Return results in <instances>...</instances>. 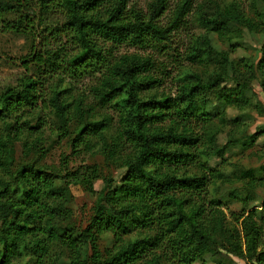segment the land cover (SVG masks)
Segmentation results:
<instances>
[{"label":"trees","instance_id":"trees-1","mask_svg":"<svg viewBox=\"0 0 264 264\" xmlns=\"http://www.w3.org/2000/svg\"><path fill=\"white\" fill-rule=\"evenodd\" d=\"M128 2L0 0V29L37 41L35 74L0 90V124L7 132L0 136V264H176L175 258L236 264L222 245L241 246L236 255L244 264H264V198L258 202L255 194L264 188V164L248 169V177L239 166L226 172L209 164L213 157L227 163L232 147L248 151L264 136L257 128L241 142L217 146L227 124L236 127L240 120H228L209 104L213 95L224 107L264 115L247 84L257 79L264 93V0H179L166 25L157 22L167 0H152L145 16L132 11V17ZM56 9L58 21L47 17ZM193 11L202 33L188 37L182 57L188 64L177 70L174 96L156 92L162 80L150 56H114L100 44L167 53L172 33ZM49 33L54 42L40 47ZM247 35L260 41L255 58L232 59L247 47ZM220 40L228 51L218 49ZM85 78L93 82L88 91L95 106L111 108L114 118L91 115L95 108L71 93L70 85ZM25 130L35 138L28 142ZM44 130L70 141L74 151L100 154L125 174L115 183L97 166L57 175L35 161L16 163L17 141L28 156H46ZM195 166L199 170L191 172ZM97 180L103 188L78 227L70 186ZM236 190L243 193L238 197ZM233 202L241 207L227 215L224 207Z\"/></svg>","mask_w":264,"mask_h":264},{"label":"rangeland","instance_id":"rangeland-1","mask_svg":"<svg viewBox=\"0 0 264 264\" xmlns=\"http://www.w3.org/2000/svg\"><path fill=\"white\" fill-rule=\"evenodd\" d=\"M152 0H129L126 12L127 17H132V11L141 13L145 16L148 12V5ZM179 0H167V10L165 14H162L158 19L160 25H166L171 17V11L176 7V4ZM207 2V0H196V5ZM51 19L58 21L62 18V13L60 9H56L53 13L47 16ZM196 15L193 13L189 14L185 18V22L182 23L181 28L172 33L170 37L167 53L164 49L160 52L154 51L152 48H145V50H138L135 47L128 46L127 44L110 47V44L100 43L103 47L110 49V54L117 56L125 53H138L142 56H150L151 60L154 62V67L156 71V78H160L161 84L158 86L156 92L163 96H174V93L177 89L178 83L174 81L177 78V70L181 67V64L185 66L188 64L185 61H182V57L186 53L188 46V37L200 35L202 32L198 28L195 20ZM49 23V22H48ZM57 41H59L57 39ZM54 42L53 36L48 34V36L40 40L39 46L42 45H51ZM217 47L220 51H228V46L226 43H223L221 40L216 41ZM64 43L62 39L61 42ZM245 43L247 47L238 48L234 53H232V59L240 58H250V60L255 58L256 51L259 48V39L258 37H252L247 35L245 38ZM37 45V41H32L27 34H15L11 32H3L0 29V90L8 86L12 87L17 84V81L23 76H30L35 74L36 67L32 63L31 53L33 48ZM37 50V54H40ZM151 50L153 52H151ZM40 51V50H39ZM173 53L174 56H170ZM197 70H199L197 68ZM201 76L204 77L207 72L201 69ZM93 82L89 78L82 79L78 83L71 84V93L75 97H80L84 100V104L95 108L90 110L91 115L96 114H108L114 118V113L111 108L100 109L95 106V102L92 99L91 94L89 93V86ZM254 93L255 99L259 101L264 107V93L261 90V87L257 83V79H252L247 82ZM90 104V105H89ZM209 104L214 108L215 111H224L226 118L232 120L238 118L240 124L234 126V124H227L223 133H221L216 141L217 146H222L231 140V146L235 142H241L245 139L246 136L253 134L259 128L261 131H264V115L257 114L252 109H245L243 111H238L234 108L224 107V105L216 99L213 95L209 97ZM34 114V113H33ZM42 118L47 119L50 123L53 121L52 115L48 114L47 111L42 112ZM35 122H32L31 125H34ZM7 132L4 130L3 125L0 124V136H4ZM23 137L29 142L31 139L35 138L33 132L26 131L23 133ZM44 148L47 149V154L40 160L37 159V155L28 156L22 146L23 141H17L15 146V155L14 159L16 163L26 162V161H35L39 166L44 167L51 174H63V170L74 171L80 167L86 166H97L96 168L100 170L102 176L107 178H112L115 183H118L121 177L125 174L126 169H116L113 166L107 164L104 158L96 152H85L84 150L77 149L74 151L70 147V141L67 139L63 141H58L50 131L44 130L43 137ZM261 155V156H260ZM227 163H223L221 159L213 157L210 159L209 164L211 167L219 168L226 172L231 171L233 166H239L244 177H248V169H256L260 165L264 164V136L260 137L254 147L248 151L241 150L239 147H232L229 152L224 155ZM137 167V166H134ZM132 168V167H131ZM199 167H191L189 170L191 172H197ZM239 187V184L233 186H225L228 189L231 187ZM103 188V182L97 180L94 182H85L81 185L70 186V192L73 197L72 200V220L78 227H82L88 221L91 215V208L94 204L96 193ZM223 191L224 188L222 189ZM237 191V190H236ZM226 192V191H225ZM243 193V191H237L238 197ZM257 201H261L264 198V188H257L255 190ZM250 206L253 203L249 204ZM241 205L237 202L228 204L224 207L225 213L229 211H238ZM206 226L210 232H214L215 227L209 222H206ZM106 243V242H104ZM219 250L229 256L236 264H244L241 260L237 258V253L241 250V246L228 247L222 245L219 247ZM176 264H196L195 262L188 261L182 262L178 258H175ZM254 264H256L254 262Z\"/></svg>","mask_w":264,"mask_h":264}]
</instances>
